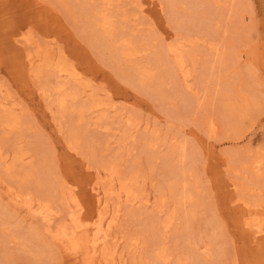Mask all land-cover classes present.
I'll return each mask as SVG.
<instances>
[{
	"label": "rangeland",
	"instance_id": "rangeland-1",
	"mask_svg": "<svg viewBox=\"0 0 264 264\" xmlns=\"http://www.w3.org/2000/svg\"><path fill=\"white\" fill-rule=\"evenodd\" d=\"M247 207L264 0H0V264H264ZM77 217L80 254L54 237Z\"/></svg>",
	"mask_w": 264,
	"mask_h": 264
},
{
	"label": "bare ground",
	"instance_id": "bare-ground-1",
	"mask_svg": "<svg viewBox=\"0 0 264 264\" xmlns=\"http://www.w3.org/2000/svg\"><path fill=\"white\" fill-rule=\"evenodd\" d=\"M39 18V17H38ZM43 18V17H42ZM48 19V18H47ZM51 19V18H50ZM54 19V18H53ZM39 23H40V21H39ZM44 23H45V21H44ZM50 23V22H49ZM53 25H54V21H52L51 22ZM57 23V22H56ZM107 22L105 21V20H103L102 21V25H105ZM49 25V24H48ZM56 25V24H55ZM50 26H52V25H50ZM53 27V26H52ZM9 28V27H8ZM10 31V30H9ZM30 37V36H29ZM27 39V38H26ZM26 39H25V41H26ZM28 40V39H27ZM29 40H31L32 41V39H29ZM30 41V42H31ZM26 42H28V41H26ZM29 42V43H30ZM33 44V43H32ZM41 49V48H40ZM42 51H44V49H41ZM169 50V52H172L173 54H174V56H175V58H176V63L178 64V65H182V63H183V60H182V58H181V55H179V53L177 52V50L176 49H173V48H169L168 49ZM37 52V51H36ZM40 52V50H38V53ZM38 53L36 54L37 56H38ZM44 54V53H43ZM43 54H41V55H43ZM130 54H132V53H130ZM29 55V54H28ZM39 55H40V53H39ZM40 55V56H41ZM123 55L124 56H128L129 54L127 53V52H123ZM34 56V55H33ZM40 56H38V57H40ZM53 56V55H52ZM29 57H31L30 55H29ZM45 57V56H44ZM51 57V56H50ZM129 57V56H128ZM34 58V57H33ZM35 59H37L36 57H35ZM46 59H47V56H46ZM49 59V58H48ZM47 59V60H48ZM38 60H39V58H38ZM44 60H45V58H44ZM52 60H53V58H52ZM129 60V59H128ZM35 61V60H34ZM50 61V60H49ZM47 63H48V61H46ZM31 63V62H30ZM72 70V69H71ZM59 71H61V69L59 70ZM74 72V70H72V73ZM73 75H74V73H73ZM76 75V74H75ZM78 75V74H77ZM76 75V76H77ZM75 76V77H76ZM143 77H145V75L143 76ZM63 101L64 100H61V103H63ZM259 167V166H258ZM126 184V183H125ZM124 184V185H125ZM113 186V185H112ZM123 189H124V193L126 194L125 196L126 197H128V196H131L132 195V192L130 191V190H128L125 186L123 187ZM121 190V189H120ZM119 193V192H118ZM99 192H97V193H95L94 195H95V197H96V204H97V206L98 207H102V208H105V205H106V202L105 201H101L102 199H100V197H99ZM117 194V193H116ZM122 194V193H121ZM124 195V194H123ZM116 196H120V195H116ZM134 197H135V195H134ZM186 197H187V195H186ZM75 198V197H74ZM131 198V197H130ZM188 198V197H187ZM128 200H130V199H128ZM48 201V200H47ZM246 201V200H245ZM242 203V202H241ZM30 204V203H29ZM243 204H245V203H243ZM31 205V204H30ZM43 205V204H42ZM46 205V204H45ZM78 205V204H77ZM76 205V206H77ZM240 205V204H239ZM242 205V204H241ZM249 205V204H248ZM41 206V205H40ZM120 206V205H119ZM251 206H253L252 204H251ZM250 206V207H251ZM29 207H31V206H29ZM79 207H82V206H79ZM84 207V206H83ZM237 207H238V205H237ZM45 208H46V206H45ZM44 208V209H45ZM244 208V207H243ZM252 208H254V206L252 207ZM256 209H258V208H256ZM256 209H251V208H249V207H247V209H246V211L249 213V212H252V213H255V216H257L258 218L257 219H254L251 223H249V222H247V223H249L248 224V229H250L251 231H252V233H254V234H256V237L258 236V240L259 241H263L264 240V214L261 212V211H258V210H256ZM42 210V209H41ZM45 210H47V208L45 209ZM45 210H42V211H45ZM84 210V209H83ZM262 210V209H261ZM82 211V210H81ZM103 211H105V210H103ZM41 211L39 210V213H40ZM38 213V212H37ZM41 213H44V212H41ZM40 213V214H41ZM83 213V212H82ZM82 213H81V215H82ZM98 215V221H97V223H96V225H95V227L96 228H93V230L95 229V231H93V232H91L92 233V235H94V232H95V237H94V239L92 240V244L91 245H93V249H92V247H91V251H93V254H95L96 253V245H97V243L99 242V241H101V240H103V241H106L105 240V238H107V235H108V229L107 228H109V227H111V225L113 224V223H111V222H108V224H107V227H106V229H104V224H103V219L105 218V215L104 214H102L101 212H99V213H97ZM250 214V213H249ZM103 215H104V218H103ZM251 215V214H250ZM254 215V214H253ZM79 216H80V213H79ZM73 217V216H72ZM243 219V218H242ZM72 220V219H71ZM107 220V219H106ZM250 220V219H249ZM73 221H74V219H73ZM92 221V220H91ZM110 221V220H109ZM251 221V220H250ZM90 222V221H89ZM93 222V221H92ZM105 222V221H104ZM74 223V225L73 224H71V227H72V229H71V231L70 230H68L66 227H62V228H59V230L55 233V235H54V237L59 241V242H63L68 248L67 249H69V250H71V251H73L74 253H78V254H80V253H83L82 251H83V248H85L86 247V240H85V238H81V237H79L80 236V233L77 235V231H82V232H84V231H88L89 230V228H88V222L87 221H84V220H82V218H78L77 217V219L73 222ZM91 223V222H90ZM111 224V225H110ZM244 224V223H243ZM73 225V226H72ZM93 226V225H92ZM94 227V226H93ZM245 227V226H244ZM77 230V231H76ZM105 230L107 231V232H105ZM249 230V231H250ZM87 233V232H86ZM91 233H88V234H91ZM107 233V234H106ZM251 236V235H250ZM91 237V236H90ZM255 237V238H256ZM248 238V237H247ZM250 238H252V236L250 237ZM87 239H89V238H87ZM90 239H92V238H90ZM254 241H255V239H253ZM88 241V240H87ZM102 241V242H103ZM89 242V241H88ZM87 242V243H88ZM91 243V242H90ZM99 243H101V242H99ZM99 245V244H98ZM258 246V245H257ZM260 246V245H259ZM261 247V246H260ZM259 248V247H258ZM77 254V255H78ZM93 258V257H92Z\"/></svg>",
	"mask_w": 264,
	"mask_h": 264
}]
</instances>
